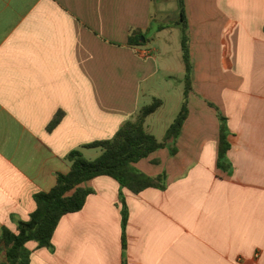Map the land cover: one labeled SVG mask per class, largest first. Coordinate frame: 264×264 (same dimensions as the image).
I'll return each instance as SVG.
<instances>
[{
	"label": "crops",
	"instance_id": "1",
	"mask_svg": "<svg viewBox=\"0 0 264 264\" xmlns=\"http://www.w3.org/2000/svg\"><path fill=\"white\" fill-rule=\"evenodd\" d=\"M161 1L166 8L155 9L156 0H0V239L4 228L17 233L34 196L70 171L72 151L98 158L102 150L86 145L114 138L159 99L150 133L165 88L183 99L178 116L182 47L172 56L163 24L156 39L145 38L167 17L169 0ZM184 2L189 116L173 147L135 165L166 174L167 189L134 194L108 176L85 183L94 194L62 218L52 246L27 244L31 264H264V0ZM136 31L144 41L130 46ZM173 58L182 76L172 74ZM219 112L227 171L218 167Z\"/></svg>",
	"mask_w": 264,
	"mask_h": 264
},
{
	"label": "trees",
	"instance_id": "2",
	"mask_svg": "<svg viewBox=\"0 0 264 264\" xmlns=\"http://www.w3.org/2000/svg\"><path fill=\"white\" fill-rule=\"evenodd\" d=\"M178 7L181 20V47L185 64L184 103L180 113L167 130L164 139L159 141L146 130L147 119L163 105L161 100L155 99L152 104L143 107L133 120L127 121L114 138L86 145V148L102 150V154L98 158L89 160L80 150L72 151L67 156V160L71 163L70 171L67 174H58L57 183L53 189L37 193L34 196L36 209L30 215L29 220L18 223L17 233H13L7 228L3 229L0 239V255H2L0 264H31L32 252L27 248V244L30 242H36L39 248L51 247L55 231L62 218L68 214L82 211L88 197L94 194V190L83 185L97 177H111L122 188L130 190L134 194H140L149 188L162 191L167 189L166 174L152 177L139 171L135 165L159 150L173 147L189 116L188 98L193 90V64L184 0H178ZM142 37L144 36L141 32H133L129 37V45H141ZM210 106L215 107L213 104ZM60 118L61 114L57 116L50 128L55 127ZM219 119L221 125L218 167L222 171H227L229 167L227 153L230 149L227 139L228 127L226 118L220 112ZM128 217V208L123 199L124 234Z\"/></svg>",
	"mask_w": 264,
	"mask_h": 264
},
{
	"label": "rangeland",
	"instance_id": "3",
	"mask_svg": "<svg viewBox=\"0 0 264 264\" xmlns=\"http://www.w3.org/2000/svg\"><path fill=\"white\" fill-rule=\"evenodd\" d=\"M155 4H156L155 9H157L158 6L166 8L161 0H156ZM166 6H168V8L165 10V12L167 13V17L166 18L162 17L160 18V21L155 22L153 25V29L150 31V34L145 38H147L146 40L156 39L157 35L159 34L158 32V28L160 27L159 24H163L162 27L165 29L170 28L171 32L167 30L164 34L168 35V41H170L171 43L172 56H175L177 54L178 57V54H180V50H181V31L180 28L176 26L175 22H179L180 20L179 12H178L179 8L177 9L178 4H176V2L173 0H169V2L167 1ZM157 42L159 45L161 44L160 45L161 47L162 46L161 37L158 39ZM172 61H173L172 74L178 75V77L179 75L182 76L183 71L182 68L180 70V65L178 62L180 60L177 58L175 62V59L173 58ZM164 92H165L164 97H162L161 99L166 102L165 104L166 106L164 107V110L161 113L154 115L149 122L150 133L153 134L159 141H162L164 139L167 130L173 124L175 118L177 117L178 109L176 108H179L177 107L179 106L178 103L180 104L181 102L180 99L183 100L182 97H180L179 95V91L177 87L165 88Z\"/></svg>",
	"mask_w": 264,
	"mask_h": 264
},
{
	"label": "water",
	"instance_id": "4",
	"mask_svg": "<svg viewBox=\"0 0 264 264\" xmlns=\"http://www.w3.org/2000/svg\"><path fill=\"white\" fill-rule=\"evenodd\" d=\"M142 40L144 41V38H142Z\"/></svg>",
	"mask_w": 264,
	"mask_h": 264
}]
</instances>
